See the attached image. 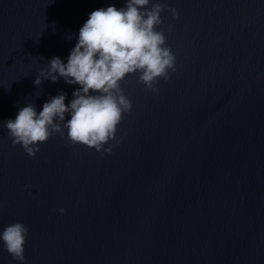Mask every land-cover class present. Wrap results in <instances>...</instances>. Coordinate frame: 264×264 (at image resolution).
I'll use <instances>...</instances> for the list:
<instances>
[{"label":"water","instance_id":"95a60500","mask_svg":"<svg viewBox=\"0 0 264 264\" xmlns=\"http://www.w3.org/2000/svg\"><path fill=\"white\" fill-rule=\"evenodd\" d=\"M157 2L178 12L156 29L176 71L155 94L121 82L132 109L112 154L65 129L29 158L4 122L61 92L67 106L79 85L36 77L126 0H0V233L28 228L24 264H264V0ZM0 264H19L2 241Z\"/></svg>","mask_w":264,"mask_h":264},{"label":"clouds","instance_id":"9594fccd","mask_svg":"<svg viewBox=\"0 0 264 264\" xmlns=\"http://www.w3.org/2000/svg\"><path fill=\"white\" fill-rule=\"evenodd\" d=\"M149 5L150 0H126L120 9L109 6L89 15L67 63L52 58L34 81L37 88L44 80L56 83L60 78L66 84L79 85L73 92L74 99L66 106L67 94L61 92L45 102L39 114L34 104L20 108L15 120L3 124L13 146H21L29 158H34L40 151L38 145L56 134L63 137L66 129L72 145L112 154V147L104 145L115 139L123 115L132 109L121 82L138 74V82L155 94L159 91L157 81L167 82L170 72L176 71V58L166 46L165 33L156 29L163 25L162 12L169 11L173 18L178 12L159 2ZM66 114L70 115L67 121ZM57 211L63 215L65 209ZM27 233L28 228L20 222L6 226L0 233L5 250L19 264L25 261Z\"/></svg>","mask_w":264,"mask_h":264}]
</instances>
